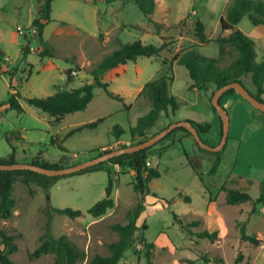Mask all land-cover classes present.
Listing matches in <instances>:
<instances>
[{"label":"rangeland","instance_id":"obj_1","mask_svg":"<svg viewBox=\"0 0 264 264\" xmlns=\"http://www.w3.org/2000/svg\"><path fill=\"white\" fill-rule=\"evenodd\" d=\"M155 1L152 19L161 24L159 33L132 0H55L53 21L44 32L55 57L43 58L32 28L39 11L37 0H0V103L4 104L0 108V157L10 158L12 146L17 153L15 160L20 164L38 157L49 164L62 160L64 168L98 157L101 146L115 141V127L125 131L123 140L132 138L131 128L148 112V100L138 98L137 89L161 74L162 69L170 75L171 68L174 81L169 94L182 102V106L174 114L164 113L152 136L167 128L169 121L175 124L191 117L211 123L218 131L217 140L203 139L213 147L220 144L222 122L210 106L215 87H210L209 100L205 89L200 93L193 91L187 69L173 60L189 49L208 58H218L217 40L231 33L222 30L221 19L227 16L232 0ZM197 21L205 26L206 44H201L196 36ZM236 29L255 42L257 62H262L264 27L257 28L246 16ZM118 40L122 43L140 40L156 46L166 43L167 48L157 57H141L106 72L103 79L108 91L96 87L95 97L85 111L67 115L56 126L51 125L47 114L27 103L29 98L49 97L63 88L77 89L92 84L91 70L118 49ZM26 45L31 52L25 56L22 49ZM236 58L237 53L226 47L221 66L230 65ZM10 64L14 66L10 68ZM10 73L15 75L14 79ZM11 83L21 95L23 113L7 105ZM243 83L254 92L249 77H244ZM238 100L241 103L227 108L229 141L215 176L209 175L215 161L213 154L202 152L191 139L174 138L172 145L164 140L149 152L150 167L158 168L161 177L150 183L151 194L147 197L134 191V171L107 167L114 179L115 207L100 218L90 215L89 209L106 197L107 172L61 178L47 190L35 180L25 185L20 177L13 193L14 216L8 221L0 219V225L10 234L20 235L16 241L18 251L11 259L16 264H54L51 255L31 258L45 234L54 238L68 236L86 252L82 264H88L95 255L108 256V246L119 239L112 226L127 225L128 213L143 203L145 211L137 221L142 231L119 264H147L144 238L153 244L152 264H190L191 261L192 264H219L217 260H222V264H264V204L258 205L255 211L252 204L230 205L223 191L226 186L257 199L264 182V114L240 96ZM100 120L96 128L69 135L76 124ZM119 146L118 149L123 147ZM54 208L79 210L84 215L71 219L54 213ZM175 216L186 226L194 221L202 224L189 227L191 235L181 228ZM205 230L217 232V238L210 241L198 237ZM243 233L255 236L260 245L244 241ZM3 249L0 243V251Z\"/></svg>","mask_w":264,"mask_h":264},{"label":"trees","instance_id":"obj_2","mask_svg":"<svg viewBox=\"0 0 264 264\" xmlns=\"http://www.w3.org/2000/svg\"><path fill=\"white\" fill-rule=\"evenodd\" d=\"M54 1L55 0H37L39 6L38 16L32 21V28L36 33L35 40H37L41 46L39 55L43 58L55 57L54 51L49 42L44 39L45 29L53 21L52 4ZM99 1L100 0H96V2ZM132 1L142 12L148 22L155 26L156 31L159 33L161 30V24L152 19V16L156 10V1ZM246 16H248L253 25H264V2L262 0H232V5L228 10L227 16L222 17L221 19L222 30L224 32L231 31V33L228 36L219 38L217 40L219 46L218 58L205 57L198 53L195 49H189L182 54H177L174 57V62H177L178 65L184 66L187 69L193 82L191 89L198 88L208 90L211 86H214L215 89L218 90L219 88L231 83H242L244 85L243 78L249 77L254 92L251 90L248 91L256 99L264 102V60L260 63L257 62L255 42L242 31L236 29ZM196 36L198 37L201 44H206L208 42L205 33V26L201 21L196 22ZM226 47L231 48L235 53H237V58L230 65L221 66V59L224 57ZM166 48V43L162 44L161 46H156L153 44H145L140 40L131 43H122L118 40V49L106 55L103 60L91 70L90 75L94 78V82L92 84H85L80 88L72 90L60 89L52 96L45 98H29L26 101L29 105L34 106L44 114H47L50 117L51 125L56 126L60 124L67 115L85 111L95 97L94 90L96 87L104 88L106 91H108V84L104 82V79H100L101 76L104 77L106 72L120 65H125L128 62H136L141 57H157ZM22 52L26 56L31 52V49L28 45H26L23 47ZM163 70L164 71H161V74H159L156 79L148 82L140 93V97L148 100L150 111L138 119L136 127L131 128L130 133L134 141L132 146L145 142L153 137L151 132L153 131L162 114H173L177 112L182 106V102L169 94L170 85L174 81L173 68L170 70V75H168L169 71L165 72L166 69ZM69 77L70 76H68V78ZM10 89L12 90V93L9 97L7 105L10 109L16 110L19 113H23L25 110L20 102V93L16 91L12 83L10 85ZM233 94H236L234 90L228 91L221 98L220 103L223 104L224 99ZM116 98L122 100V98L118 96H116ZM3 105L4 104L0 103V107ZM211 108L215 113H217V110L212 105ZM101 121L102 120L81 127L71 132L69 135H72L73 133L81 131L85 128H96ZM190 122L196 126L201 135L209 134L212 129V126L209 123L200 124L192 121ZM170 124H172V122ZM221 130V135H223V125L221 126ZM179 131L187 133V135L194 139L193 135L186 129L179 128L170 133L166 138H164V140H167L174 133ZM113 133L115 134L116 138H119L124 133V131L117 126L115 127ZM52 142L54 143L55 139H53ZM194 142L202 152L210 153L215 156V161L213 162L209 171L210 176H215L221 166L224 150L218 153H212L200 148L195 139ZM160 143L146 150L115 157L106 163L89 168L83 172L71 176L51 178L26 170L0 171V219L3 221H8L14 216L16 200L13 197V193L15 184L20 177H22V182L25 185H29L31 180H35L40 187L47 190L54 184L55 181L61 178H69L76 175L99 171L107 172L109 175V184L106 189V197L89 209V214L95 218H100L106 215L109 210L115 207V202L113 199V191L115 187L114 179L111 169L107 168L108 166H117L122 170L134 171L135 174L132 176V185L134 191L140 194L142 197H147L151 194L150 183L153 180L161 177V173L158 168H151L147 165L149 152ZM126 147L127 146L122 148ZM11 149L12 154L10 158L3 159L0 157V164L18 163L15 160V148L12 146ZM111 151L112 150L101 152L99 156L108 154ZM29 164L43 166L50 169L63 168V166L59 163L48 164L42 163L39 160H33ZM223 191L226 193V200L230 205L252 204L253 210L255 211L258 205L264 204V182L261 184V194L257 199H254L248 193L230 189L226 186L223 187ZM186 200L190 201L189 198H186ZM52 211L58 215L68 216L71 219H77L84 215L79 210H72L69 208H54ZM144 211L145 205L143 203H139L132 211L128 213L127 225H113L112 229L119 235V239L108 246L109 255H95L91 260L88 261V264H119L124 258L125 253L132 248L137 234L142 231V228L137 225V221ZM175 219L178 220V217L175 216ZM178 221L181 224V228L191 235L192 232L189 230V227H199L202 224V221H194L186 226L182 223V221ZM197 235L201 239H209L210 241H214L217 238L218 233H211L205 230L199 232ZM19 237L20 235L10 234L3 226L0 225V243L2 246H4V249L0 251V264H16L11 259V257L18 251L16 241ZM242 239L254 246L260 245V240H258L255 236H248L243 233ZM143 241L145 247L148 248L146 253L147 264H152L151 249L153 244H149L145 238ZM47 255L53 256L54 264H82L86 260V252L73 243L66 235H62L59 238H54L49 234H45L40 245L31 254V258L39 259ZM239 259L237 261H239ZM217 262L222 264V260H217ZM190 264H192V261Z\"/></svg>","mask_w":264,"mask_h":264},{"label":"water","instance_id":"obj_3","mask_svg":"<svg viewBox=\"0 0 264 264\" xmlns=\"http://www.w3.org/2000/svg\"><path fill=\"white\" fill-rule=\"evenodd\" d=\"M103 80V76L100 78ZM230 90H234L238 95H240L244 100H246L249 104H251L254 108L261 111L264 114V102L259 101L256 99L249 91L246 89V87L242 83H231L228 84L222 88H219L215 91L212 100L211 105L217 110V114L219 115L222 125H223V135L220 141V144L218 146H210L208 145L201 137V134L199 133L198 129L195 125H193L190 121H182L175 124H170L167 128L163 129L150 139H148L145 142L128 146L126 148H120L117 150H113L109 152L108 154L98 156L94 159L82 162L77 165L64 167L61 169H50L45 168L43 166L33 165V164H0V171H19V170H26V171H32L40 175H44L51 178L56 177H64V176H71L74 174H78L80 172H83L89 168L98 166L100 164L106 163L110 159H113L115 157H119L126 154H133L142 150L149 149L156 144L162 142L164 138H166L170 133L175 131L179 128L186 129L189 133H191L195 139V141L198 143L200 148L207 150L212 153H218L221 152L226 143L228 142L229 138V130H230V116L227 111V109L220 103L221 98Z\"/></svg>","mask_w":264,"mask_h":264},{"label":"crops","instance_id":"obj_4","mask_svg":"<svg viewBox=\"0 0 264 264\" xmlns=\"http://www.w3.org/2000/svg\"><path fill=\"white\" fill-rule=\"evenodd\" d=\"M259 27H264V25H259V26H257V28H259ZM39 52L41 51V49H39L38 50ZM4 58H7V57H5L4 56ZM14 65H12V64H10L9 65V67L10 68H12ZM163 70V69H162ZM161 70V71H162ZM7 71V70H6ZM5 71V72H6ZM32 71V70H31ZM31 71H30V73H31ZM10 74H12V78L14 79V74L13 73H10ZM32 74V73H31ZM159 75V74H158ZM158 75L157 76H155V78H153L152 80H154V79H156L157 77H158ZM69 81H71L70 79H68ZM152 80H150V81H152ZM150 81H148V82H150ZM147 82V83H148ZM147 83H145L144 85H142V86H140L138 89H137V96H138V98H140V93H141V91L143 90V88H144V86L147 84ZM193 83V82H192ZM13 85V84H12ZM192 85V84H191ZM14 86V85H13ZM63 89H65V88H63ZM68 90H72V89H68ZM204 90V89H203ZM249 90V89H248ZM193 91H195V92H198V93H200L201 92V89H198V88H193ZM205 92H206V97L208 98V100H209V96H210V93H211V89L209 88L208 90H204ZM238 96H240V95H238L237 93L236 94H233V95H231V96H229V97H227V98H225L224 99V101H223V106L227 109V108H230V107H233L235 104H237V103H241V102H239V100H238ZM241 97V96H240ZM242 98V97H241ZM146 105H147V107H148V112L150 111V105H149V103H146ZM4 106V105H3ZM2 106V107H3ZM211 106V105H210ZM1 108V107H0ZM147 112V113H148ZM174 114V113H173ZM163 115V114H162ZM161 115V116H162ZM218 115V114H217ZM219 116V115H218ZM220 118V117H219ZM180 121H192V122H195V123H200V124H204V123H209V122H207V121H205L204 119H192L191 117H186V118H184V119H181V120H178V121H176V122H180ZM172 121H169V123H167L166 125L168 126L170 123H171ZM91 124V123H90ZM209 124H211V123H209ZM86 125H88V124H76V125H74L73 126V128H75V129H73L71 132H73V131H75V130H77V129H79V128H81V127H84V126H86ZM157 125V124H156ZM211 126H212V124H211ZM135 127V126H134ZM134 127H132V128H134ZM155 127H157V126H155ZM155 127H154V129H155ZM85 129H88V128H85ZM153 129V130H154ZM83 130V129H82ZM124 131V130H123ZM78 132V131H77ZM153 132V131H152ZM124 133H125V131H124ZM217 136H218V131L216 130H214V128H213V126H212V129H211V131H210V133L209 134H207V135H201V137H202V139H203V137L204 138H209V140H207L208 142H215L216 140H217ZM174 138H180V140H192L193 142H194V139L192 138V137H190L189 135H187V134H182V132L181 131H179V132H176L175 133V135H173L170 139H168V140H166V141H164V142H170V144L172 145L173 143H171V142H174ZM204 140V139H203ZM132 141H133V139L131 138L130 140H127V141H125V140H123L122 139V135L119 137V138H116L115 139V141L114 142H112V143H109V144H107V145H103V146H101L100 148H99V150H98V154H100L101 152H104V151H108V150H110V149H113V148H116V149H118L120 146L119 145H122L123 147H125V146H130V145H132L133 143H132ZM195 143V142H194ZM15 148V147H14ZM115 149V150H116ZM11 154H12V151H11V153H10V156H11ZM97 155V154H96ZM95 155V156H96ZM9 156V157H10ZM17 156V153H16V149H15V157ZM9 159V158H8ZM34 160H39L40 162H42V163H47L46 162V160L43 158V159H40V158H36V159H34ZM67 161H69V160H67ZM65 162V161H64ZM70 162L72 163V160H70ZM56 163H59V164H63L62 163V160H60V161H57V162H53V163H51V164H56ZM49 164V163H48ZM157 166V165H156ZM100 172V171H99ZM105 172V171H104ZM93 173H95V172H93ZM86 174H88V173H86ZM90 174V173H89Z\"/></svg>","mask_w":264,"mask_h":264},{"label":"built area","instance_id":"obj_5","mask_svg":"<svg viewBox=\"0 0 264 264\" xmlns=\"http://www.w3.org/2000/svg\"><path fill=\"white\" fill-rule=\"evenodd\" d=\"M147 165L150 167L151 166V164L147 161Z\"/></svg>","mask_w":264,"mask_h":264}]
</instances>
